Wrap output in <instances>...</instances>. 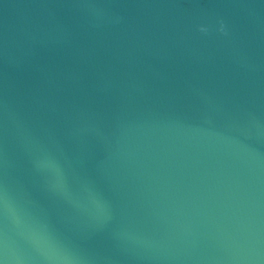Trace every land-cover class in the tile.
<instances>
[{
  "label": "water",
  "instance_id": "water-1",
  "mask_svg": "<svg viewBox=\"0 0 264 264\" xmlns=\"http://www.w3.org/2000/svg\"><path fill=\"white\" fill-rule=\"evenodd\" d=\"M0 261L264 264V0H0Z\"/></svg>",
  "mask_w": 264,
  "mask_h": 264
},
{
  "label": "snow or ice",
  "instance_id": "snow-or-ice-1",
  "mask_svg": "<svg viewBox=\"0 0 264 264\" xmlns=\"http://www.w3.org/2000/svg\"><path fill=\"white\" fill-rule=\"evenodd\" d=\"M44 166L53 167L50 163ZM48 190L51 193H63V176L59 171L56 172L55 179L48 185ZM34 239L39 243L48 245L50 248H57L61 239L68 243L73 242L68 234L61 232L56 225L52 224L47 219L41 224L40 231L34 234ZM0 264H3V261H0Z\"/></svg>",
  "mask_w": 264,
  "mask_h": 264
}]
</instances>
